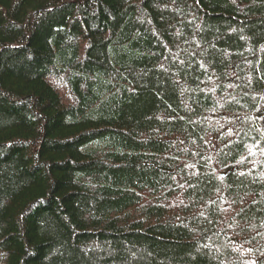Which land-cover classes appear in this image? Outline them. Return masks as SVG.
<instances>
[{
	"label": "trees",
	"instance_id": "trees-1",
	"mask_svg": "<svg viewBox=\"0 0 264 264\" xmlns=\"http://www.w3.org/2000/svg\"><path fill=\"white\" fill-rule=\"evenodd\" d=\"M0 264H264V0H0Z\"/></svg>",
	"mask_w": 264,
	"mask_h": 264
}]
</instances>
